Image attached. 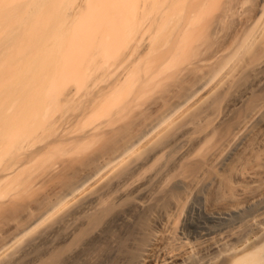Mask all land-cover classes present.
<instances>
[{
  "label": "bare ground",
  "instance_id": "bare-ground-1",
  "mask_svg": "<svg viewBox=\"0 0 264 264\" xmlns=\"http://www.w3.org/2000/svg\"><path fill=\"white\" fill-rule=\"evenodd\" d=\"M0 264H264V0H0Z\"/></svg>",
  "mask_w": 264,
  "mask_h": 264
}]
</instances>
